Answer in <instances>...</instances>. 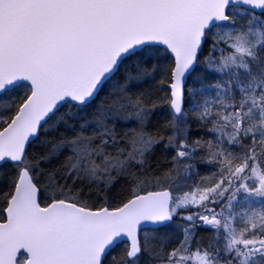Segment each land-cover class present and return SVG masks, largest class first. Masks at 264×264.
I'll return each instance as SVG.
<instances>
[{
	"label": "snow or ice",
	"instance_id": "snow-or-ice-1",
	"mask_svg": "<svg viewBox=\"0 0 264 264\" xmlns=\"http://www.w3.org/2000/svg\"><path fill=\"white\" fill-rule=\"evenodd\" d=\"M0 264H264V0H0Z\"/></svg>",
	"mask_w": 264,
	"mask_h": 264
}]
</instances>
